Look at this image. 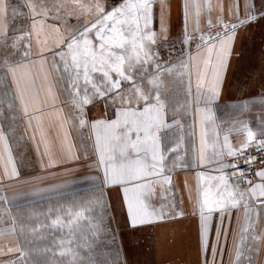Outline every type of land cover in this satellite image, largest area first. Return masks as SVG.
<instances>
[{
	"label": "snow or ice",
	"instance_id": "1",
	"mask_svg": "<svg viewBox=\"0 0 264 264\" xmlns=\"http://www.w3.org/2000/svg\"><path fill=\"white\" fill-rule=\"evenodd\" d=\"M26 6L31 26L17 34L10 28V21L18 14L17 6L11 0H0V70L4 71V78L11 75L14 85L10 96L7 93L0 96V104L7 100L9 108L16 110L18 103L28 127L33 129L37 152L44 145L41 156H48L47 165H63L67 161L84 167L82 179L91 186V200L87 203L100 208L97 222L91 225L96 229L92 237L104 232L115 245V252L105 254L102 264H109V259L111 264H129L126 258L120 259L116 229L111 228L114 217L108 216L111 205L105 199L106 192L115 191L120 198L122 228L131 233L141 232L170 215H185L176 197L172 174L177 171L194 173L196 196L192 207L193 215L198 218L204 264H216L217 253L224 252L229 253L230 264H246L245 252L247 264H256L255 254L264 245V121L256 131L244 121L217 124L212 105L218 101L227 77L237 29L264 19V0L259 9L254 0H245L243 19L237 3L231 21L224 19L221 4L215 25L210 15L211 4L184 0L178 6L181 33L174 41L166 23L171 9L165 0H159L158 16L157 0H94L93 3L27 0ZM205 8L209 12L207 31L200 28ZM229 12L233 13L231 5ZM73 19L75 23H71ZM48 20L53 23H47ZM43 33L55 36L52 48L47 47V41L40 40ZM196 33H199L197 52L185 58L181 49L178 59L172 57L173 43L191 45ZM33 36L39 48L36 52L32 50ZM164 49L170 58L161 54ZM37 81L41 83L38 85ZM61 82L70 100L69 116L56 107L58 95L54 89ZM256 103L264 106V83L259 101L243 99L232 107L243 113ZM95 104H102L104 112L90 119L89 109ZM49 108L51 112H47ZM189 110L199 117L198 134L196 121L191 125L183 122ZM45 113L55 115L59 121L49 124L61 140L62 154L56 158L48 151V134L41 126ZM70 120L81 135L79 146L71 139ZM85 130L86 139L83 138ZM233 132L243 136L237 144L231 142ZM14 139L13 128L5 131L0 127V164L4 166V179L19 182L9 144ZM253 149L256 155L252 154ZM74 180L69 177L64 185L55 188L65 187ZM184 189L191 200L193 186L185 182ZM50 190L22 189L18 195L31 198ZM5 203H8L7 197L0 195V204ZM82 215V211L75 212L74 220L57 216L52 226L63 228L67 224L71 235L75 221ZM68 216L73 213L69 212ZM20 219L19 214L13 216L8 208L0 211V220L5 225L11 224L0 234L16 233L23 238L17 241L19 246L9 242V246L0 247V264H54L52 260L29 259L35 250L28 248L23 223L17 228ZM234 221L240 224L238 232L233 227ZM66 243L70 241L61 239L56 246L61 247L62 257H70L67 264H95L90 255L93 248L87 241L75 248L63 247ZM81 248H87V257L80 255Z\"/></svg>",
	"mask_w": 264,
	"mask_h": 264
},
{
	"label": "crops",
	"instance_id": "2",
	"mask_svg": "<svg viewBox=\"0 0 264 264\" xmlns=\"http://www.w3.org/2000/svg\"><path fill=\"white\" fill-rule=\"evenodd\" d=\"M58 0L50 1L57 2ZM48 2V0H46ZM184 0H165V4L170 6L171 17L166 19V23L169 29V34L172 40L181 33V17L179 15V5ZM201 4H211V18L213 25L216 23L217 15H220L219 6H224L223 17L226 21H231L233 14L235 13V5L239 3L240 10L239 15L244 18L245 13V0H198ZM255 6L259 9L261 6V0H254ZM233 6V13L229 12V6ZM167 14L168 8L165 9ZM159 14V0H157V16ZM254 14V13H253ZM209 18V12L205 10L201 14L200 28L207 31L206 24ZM26 21L22 27L18 23L17 28H14L11 24L15 21H10V28L17 34L22 31H27L31 26V17L24 18ZM74 23V21H73ZM156 28H159V20L157 19ZM13 27V28H12ZM192 31L191 21L189 23V32ZM9 35H12L10 31ZM46 36L41 34L40 40L46 41ZM199 43V33H196L195 41L189 45L183 46L179 42L173 43L172 57L179 58L180 51L183 49L185 58L188 55L195 54L197 52L196 44ZM33 52L39 50L36 43V37L32 39ZM23 51V49H22ZM166 59L169 57V52L164 49L161 53ZM262 69H264V19H259L254 23L248 25L247 28L239 26L235 36L233 49L231 52L230 62L227 68V77L223 82L222 91L219 99L212 105L215 114V120L217 124H221L225 121H244L250 125V127L256 131L261 121H264V106L256 103L253 106L245 109L243 113L234 109L232 105L239 100H257L260 99L261 85L264 83L262 79ZM59 75V74H57ZM187 79V77L185 78ZM38 85L41 83L37 81ZM55 84V80L53 81ZM14 88L12 84V77L8 75L4 78V71L0 70V96H4L7 93L11 95V90ZM193 90H195V75L193 74ZM57 91L58 103L56 107L62 109V114L69 116L72 111L70 106V100L67 93L63 90V82L54 89ZM44 93L41 92L43 97ZM52 109H47V112H51ZM104 109L100 104L90 106L89 118H96L99 113H103ZM199 117L193 114L192 110L187 112V115L183 117L185 125H191L194 121L197 122V134L199 133ZM50 123L58 124V118L55 115L43 114L41 120V126L47 131L48 139V151L53 158L62 154L61 140L56 134V129L49 127ZM36 121H33L35 127ZM227 127V125H224ZM0 127H3L5 131L9 127L13 128L16 132V139L10 140L11 156L15 160V166L19 172V182L10 181L4 179V166L0 164V195L7 197L8 203L0 204V211L8 208L12 214V208L17 205L30 204L35 202H44L49 198L58 197L66 194L78 192L80 190H91V186L87 181L82 179L85 172L84 167L77 166L70 162L61 164L47 165L48 156H41L44 152V145H40V151L37 152L36 144L32 139L33 129L28 127L27 120L24 117L22 109L19 108L17 103L16 110L10 109L7 100L0 104ZM239 127V124L237 125ZM69 131L71 133L72 141L79 146L82 143V138L76 127L71 125L69 121ZM87 131L83 133V138H87ZM223 136V129H221V139ZM36 138L39 140V132L36 133ZM243 136H237L235 132L231 134V142L237 144ZM172 145H169L171 147ZM2 149V146H0ZM47 165V166H46ZM174 182L176 184V197L181 204V209L185 213L184 216L170 215L167 220L157 222L150 229L143 230L141 232L131 233L122 228L123 218L120 215V198L116 192L105 194V199L109 202V214L114 217L113 222L116 226L117 235L119 237L120 255L121 259H127L129 264H204V252L200 250L198 231H197V216L193 215V201L195 200L196 192L194 187L195 177L192 171H177L173 174ZM69 177H74L75 180L70 182L65 187L56 189L57 185H64ZM185 182L188 185L193 186L191 193L192 199H189V193L184 189ZM49 189L52 190L42 192L37 197L25 198L18 195L22 189L34 190V189ZM157 194H159V187H157ZM241 210V214H242ZM118 220V222H117ZM1 221V220H0ZM8 225L0 224V233L3 232ZM233 227L238 232L240 224L234 221ZM123 232V235L120 233ZM127 238L125 240V238ZM147 238L146 245L143 250H140L139 245H136L135 255L133 257L131 239L136 240L139 243L140 238ZM121 238V239H120ZM213 241L215 236L212 237ZM9 242L13 245L17 244V238L15 233L0 234V247L9 246ZM223 247V241H221ZM248 253L245 252V261L247 264ZM208 260L211 262L212 253L208 252ZM230 264L231 257L228 252L223 254L217 253L216 264ZM256 264H264V245L260 246V251L255 254Z\"/></svg>",
	"mask_w": 264,
	"mask_h": 264
},
{
	"label": "trees",
	"instance_id": "3",
	"mask_svg": "<svg viewBox=\"0 0 264 264\" xmlns=\"http://www.w3.org/2000/svg\"><path fill=\"white\" fill-rule=\"evenodd\" d=\"M88 192H91V190L90 189L80 190L78 192H74L71 194L58 196L57 198L56 197L49 198V200H46L44 202H35V203H30V204L17 205L12 208L13 216H16L18 214L21 216V219L17 223V228L19 227L20 223H23V225L25 226L26 237H27V240L29 241L28 248L35 250L30 253L29 259L40 260L42 262L47 261L49 252H54L56 254H59L56 249L58 248V246H56L57 243L61 239L66 241L69 238V234L65 233L69 229L67 224H65V226L61 228V231H60V230H56V227L52 226V220H50L51 217L47 219V215L51 213V211H47V214L43 215L40 219V225H43L44 226L43 228L39 226V223H37V220L33 217V213L42 211L45 208L49 207V205L54 207L56 205V202L58 201H71L73 203L82 204V201L91 200V197L83 200L82 197L80 196V194L88 193ZM75 199L82 200V201H78V200L74 201ZM86 204H87L86 205L87 208L92 209V210L86 211V212L82 211L83 215L80 218V220H78L80 221V223L76 225L75 228L83 229V224L86 221H87L88 228L85 231L79 233V235H77V233L74 232L75 230L72 231L73 239H78V241H76L77 242L76 246L77 244H84L86 241L90 243V245L93 248V251L90 253V255L94 257L95 264H102V262L105 259V254L115 252V245L112 244V241L109 235L104 232H99L93 239L92 233L96 231V229L91 228V225L97 222L96 218L98 217L100 208L94 207L93 205L87 202ZM108 216H110L109 211H108ZM107 219L108 217L106 216L105 220L107 221ZM0 224H5V223L1 220ZM31 229H37V230L35 232H32ZM88 230H92V231L88 232ZM16 238H17V241L20 239H23L22 237H19L17 234H16ZM43 249H48V251L47 252L41 251ZM88 255H89V252L87 248H85V250L83 251V257H87ZM69 259L70 257H67V256L62 257L60 255V261L58 260L59 262L57 264H67V261ZM63 261H66V262H63ZM109 264H111L110 259H109Z\"/></svg>",
	"mask_w": 264,
	"mask_h": 264
},
{
	"label": "rangeland",
	"instance_id": "4",
	"mask_svg": "<svg viewBox=\"0 0 264 264\" xmlns=\"http://www.w3.org/2000/svg\"><path fill=\"white\" fill-rule=\"evenodd\" d=\"M50 1H54V0H48L49 3H50ZM57 2H60V0H58ZM82 2H84V3H93L94 0H82ZM11 4L17 6V11H18L17 16L14 19H12V21H15V23H13L11 25L14 28H17V27H19L18 23H20L22 25V27H23L24 23L26 22V21H24L25 20L24 18L26 17V20H27V18H29V12H28V9H27V6H26L27 5V0H11ZM21 13H23V14H21ZM73 21L75 23L74 19L71 21V23H73ZM47 23L51 24V23H53V21L52 20H48ZM43 35L46 36L45 38H46V41H47V47L48 48H52L53 47L52 41L55 39V36L53 34H50V33H43ZM100 106L102 107V110H103V105L100 104ZM80 196L82 197L83 200L88 199L89 197H91L90 196V192L82 193V194H80ZM76 200H78V199H75L74 201H76ZM78 201H82V200H78ZM86 202L87 201H82V204H81V203H73L71 201H58V202H56V205L54 207L49 205V207L44 209L45 211L42 210V211H38L36 213H33V217L37 220V223H39V226H41L40 225L41 217L43 215L47 214V211H51V214L47 215V219H49L51 217L50 220H52V221L55 220L57 218V216H59L62 220H67V219H73L74 220L75 212L83 211L84 208H87ZM108 211H109V209H108ZM69 212H72L73 216H71V217L68 216ZM79 223H80V221H75L74 226H73V231L75 230L74 232L77 233V235H79V233L85 231L88 228L87 221H86L83 224V229H76L75 227ZM111 228L112 229H116L115 223L113 221H112V224H111ZM56 230H60L61 231V228L60 227H56ZM91 231L92 230H88V232H91ZM65 233L69 234V229ZM116 235H117V231H116ZM126 239L127 238H125V240ZM146 240H147V238L143 237V238H140L139 239V243H137L136 240L133 241V238L131 239L133 257L136 254L135 253V249H137L136 245H139L140 250H143L144 246L146 245ZM66 241H70V243H66L63 247H65V248H67V247L75 248L76 247V243H77L76 241H78V239H73V235L71 233V235L69 234V238ZM116 242H117V244H119V237L118 236H116ZM14 245H16V243H14ZM56 249H57L59 254H56L54 252H49V256H48V260L54 261V264H57L60 261V252L62 250L60 246H58V248H56ZM84 250H85V248H81V250H80V255L82 257H83V251ZM63 262H66V261H63Z\"/></svg>",
	"mask_w": 264,
	"mask_h": 264
},
{
	"label": "built area",
	"instance_id": "5",
	"mask_svg": "<svg viewBox=\"0 0 264 264\" xmlns=\"http://www.w3.org/2000/svg\"><path fill=\"white\" fill-rule=\"evenodd\" d=\"M252 154H253V155H256V154H257V152H256L255 149H253Z\"/></svg>",
	"mask_w": 264,
	"mask_h": 264
}]
</instances>
